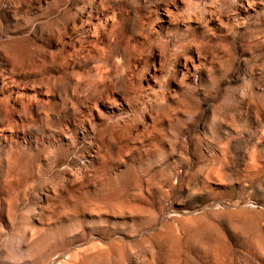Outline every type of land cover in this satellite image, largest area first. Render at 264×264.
<instances>
[{
    "label": "rangeland",
    "instance_id": "obj_1",
    "mask_svg": "<svg viewBox=\"0 0 264 264\" xmlns=\"http://www.w3.org/2000/svg\"><path fill=\"white\" fill-rule=\"evenodd\" d=\"M0 264H264V0H0Z\"/></svg>",
    "mask_w": 264,
    "mask_h": 264
}]
</instances>
